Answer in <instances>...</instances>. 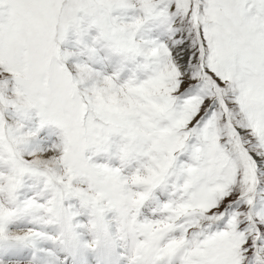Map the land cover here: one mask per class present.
I'll return each mask as SVG.
<instances>
[{
    "label": "snow or ice",
    "instance_id": "snow-or-ice-1",
    "mask_svg": "<svg viewBox=\"0 0 264 264\" xmlns=\"http://www.w3.org/2000/svg\"><path fill=\"white\" fill-rule=\"evenodd\" d=\"M0 264H264V0H0Z\"/></svg>",
    "mask_w": 264,
    "mask_h": 264
}]
</instances>
